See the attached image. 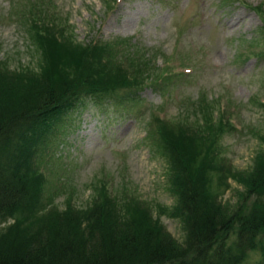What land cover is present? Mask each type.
Masks as SVG:
<instances>
[{
    "label": "trees",
    "instance_id": "trees-1",
    "mask_svg": "<svg viewBox=\"0 0 264 264\" xmlns=\"http://www.w3.org/2000/svg\"><path fill=\"white\" fill-rule=\"evenodd\" d=\"M117 1H105L104 11ZM224 1L229 0H219ZM45 6V0H31L15 11L20 19H30L37 69L9 70L0 62V264H238L253 249L258 250L254 264H264V154L249 171L226 169L217 138L234 127L225 109L216 125L203 117L194 128L153 116L165 130L162 135L174 136L155 138L174 200L167 213L180 222V242L152 216L145 201L113 197L106 182L93 187L84 208L70 196L58 208L44 195L40 158L52 144L48 135L59 132L54 123L77 98L135 91L152 84L147 78L152 72L158 74L151 76L154 85L172 73L170 60L157 71L150 68V57L130 47L128 38L92 37L85 47L75 43L53 16L43 13ZM261 6L262 0L253 9L264 33ZM262 42L251 56L264 57ZM155 131L157 127L151 134ZM227 178L246 187L242 196L256 194L247 212L240 211L246 207L243 200L233 210L215 201L218 189L228 186Z\"/></svg>",
    "mask_w": 264,
    "mask_h": 264
},
{
    "label": "rangeland",
    "instance_id": "rangeland-1",
    "mask_svg": "<svg viewBox=\"0 0 264 264\" xmlns=\"http://www.w3.org/2000/svg\"><path fill=\"white\" fill-rule=\"evenodd\" d=\"M26 1L31 0H0V62L9 70L37 69L30 19H20L15 12ZM105 1L111 2L45 0L41 9L81 46L92 37L128 38L130 47L150 57V68L157 71L170 60L172 73L154 85L152 72L147 77L152 84L135 91L77 98L54 123L59 132L48 135L52 144L40 158L46 175L44 195L58 208L66 196L84 208L94 195L93 187L106 182L113 197L124 194L145 201L152 216L180 242V222L167 213L174 200L161 143L155 138L174 136L162 135L165 130L152 119L159 115L194 128L204 117L216 125L225 109L234 128L217 138L218 157L231 172L253 169V160L264 154V106L258 102L264 101V57L251 56L264 40L253 9L260 0H118L111 11H104ZM154 127L158 131L152 135ZM226 183L215 194L216 202L232 205L231 210L241 200L250 205L254 192L242 196L244 185L231 178ZM248 206L240 211L247 212ZM232 238L233 232L226 242ZM257 251L249 250L238 264H254Z\"/></svg>",
    "mask_w": 264,
    "mask_h": 264
}]
</instances>
